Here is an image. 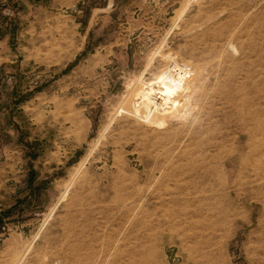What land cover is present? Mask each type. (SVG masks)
Returning a JSON list of instances; mask_svg holds the SVG:
<instances>
[{
  "label": "rangeland",
  "instance_id": "rangeland-1",
  "mask_svg": "<svg viewBox=\"0 0 264 264\" xmlns=\"http://www.w3.org/2000/svg\"><path fill=\"white\" fill-rule=\"evenodd\" d=\"M0 264H264V0H0Z\"/></svg>",
  "mask_w": 264,
  "mask_h": 264
},
{
  "label": "crops",
  "instance_id": "crops-1",
  "mask_svg": "<svg viewBox=\"0 0 264 264\" xmlns=\"http://www.w3.org/2000/svg\"><path fill=\"white\" fill-rule=\"evenodd\" d=\"M32 184H33V183H32ZM32 184H30V186H29V190H30L31 192H36V188H34V186H33Z\"/></svg>",
  "mask_w": 264,
  "mask_h": 264
},
{
  "label": "bare ground",
  "instance_id": "bare-ground-1",
  "mask_svg": "<svg viewBox=\"0 0 264 264\" xmlns=\"http://www.w3.org/2000/svg\"><path fill=\"white\" fill-rule=\"evenodd\" d=\"M180 76L183 77V74H181ZM186 81H187V79H186Z\"/></svg>",
  "mask_w": 264,
  "mask_h": 264
}]
</instances>
